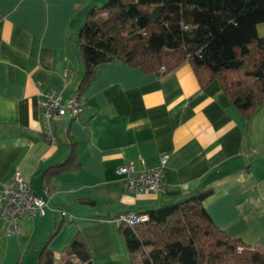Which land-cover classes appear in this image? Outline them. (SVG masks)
I'll list each match as a JSON object with an SVG mask.
<instances>
[{
	"label": "crops",
	"instance_id": "crops-1",
	"mask_svg": "<svg viewBox=\"0 0 264 264\" xmlns=\"http://www.w3.org/2000/svg\"><path fill=\"white\" fill-rule=\"evenodd\" d=\"M108 1L0 0V184L18 171L36 196L50 199L44 216L19 221L16 236L0 217V264H37L58 227L48 243L55 264L69 258L77 232L92 264H132L114 219L206 190L202 204L214 225L264 249V99L246 120L217 81L202 90L188 64L162 75L106 63L77 95L80 116H54L55 140L46 138L42 95L76 96L77 31L90 9ZM257 32L264 38V22ZM71 154L79 167L45 181ZM162 156L166 192L127 191L117 169L156 168Z\"/></svg>",
	"mask_w": 264,
	"mask_h": 264
},
{
	"label": "trees",
	"instance_id": "trees-1",
	"mask_svg": "<svg viewBox=\"0 0 264 264\" xmlns=\"http://www.w3.org/2000/svg\"><path fill=\"white\" fill-rule=\"evenodd\" d=\"M264 0H109L92 8L77 31L83 74L77 95L92 82L98 68L120 63L144 73L169 74L190 65L202 90L212 82L249 120L264 99ZM161 68L163 69L160 72ZM75 156L44 174L77 169ZM210 190L142 212L144 223L117 224L132 264H264V249L231 238L217 228L203 207ZM37 264H55L49 241ZM65 253L64 264H92L80 232Z\"/></svg>",
	"mask_w": 264,
	"mask_h": 264
},
{
	"label": "built area",
	"instance_id": "built-area-1",
	"mask_svg": "<svg viewBox=\"0 0 264 264\" xmlns=\"http://www.w3.org/2000/svg\"><path fill=\"white\" fill-rule=\"evenodd\" d=\"M66 75L67 73H64V76ZM40 106L46 124L44 133L46 138L51 141L55 140L51 127L54 116L69 115L75 119L82 112L77 94L73 98L64 100L60 93L48 91L42 95ZM166 160L167 156H162L158 167L143 171H137L135 164L129 162L119 167L117 174L123 177L126 189L131 193L164 194L167 190L163 174ZM47 193L48 191L46 190V195ZM49 202L50 199L48 197L41 198L36 196L20 173L18 171L14 172L9 182L0 184V217L8 224L7 234L14 236L19 234L18 223L21 219H33L44 216L46 209H49ZM60 213L62 216L66 215L64 211H60ZM147 220L148 216L146 214L127 212L119 215L114 219V222L133 227Z\"/></svg>",
	"mask_w": 264,
	"mask_h": 264
},
{
	"label": "rangeland",
	"instance_id": "rangeland-1",
	"mask_svg": "<svg viewBox=\"0 0 264 264\" xmlns=\"http://www.w3.org/2000/svg\"><path fill=\"white\" fill-rule=\"evenodd\" d=\"M56 264H58V263H56Z\"/></svg>",
	"mask_w": 264,
	"mask_h": 264
}]
</instances>
